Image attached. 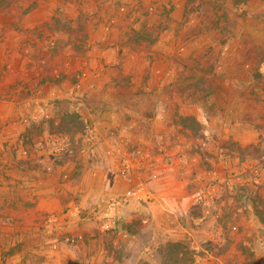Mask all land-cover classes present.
I'll use <instances>...</instances> for the list:
<instances>
[{"label":"rangeland","instance_id":"obj_1","mask_svg":"<svg viewBox=\"0 0 264 264\" xmlns=\"http://www.w3.org/2000/svg\"><path fill=\"white\" fill-rule=\"evenodd\" d=\"M35 21L34 30H26L32 39L21 41V26ZM0 23L14 27L1 37L16 32L8 41L29 49L24 61L18 56L0 66V92L8 91L0 100L50 99L38 107L28 132L6 140V164L0 155V176L9 182L3 257L19 252V225L27 219L19 213V177L26 175L52 179L64 214L79 218L78 226L90 228L88 240L101 243L79 252L80 237L65 235L63 242L75 250L69 264H96L97 255V264H264V0H23L0 13ZM106 77L117 84L106 86L111 97L133 99L145 117L166 114L163 129L171 131L159 135L158 147L130 141L122 148L90 126L86 105L98 95L90 80ZM60 89V97L50 98ZM16 103L1 111L14 115ZM30 153L37 163L28 162ZM162 159L198 165V182L188 187L197 205L169 202L192 235L153 231L158 178L172 172ZM124 165L131 167L128 176ZM115 177L131 183L120 195L109 190ZM138 184L150 197L130 199L106 216L108 201ZM154 241L160 246L146 256L142 246Z\"/></svg>","mask_w":264,"mask_h":264},{"label":"crops","instance_id":"obj_2","mask_svg":"<svg viewBox=\"0 0 264 264\" xmlns=\"http://www.w3.org/2000/svg\"><path fill=\"white\" fill-rule=\"evenodd\" d=\"M11 24L12 23H0V31H4V28L7 30L13 29L14 27L11 26ZM37 24L38 22L35 21L31 24L21 26L25 29V32L22 34L19 32L20 40L32 39V37H28V32L26 30L33 31ZM31 31H29V33L32 34ZM14 34L17 35L18 33L13 32L2 37L0 36V66H3L4 63L14 62L16 58L18 60V56L21 61L26 59L23 52H29V49L25 48V46L20 49L21 47L18 46V43L13 45V42L8 41L10 38L11 40L17 38ZM18 47L19 49H17ZM6 50L7 53H12L8 56L9 59L6 56ZM18 51L19 55L17 54ZM100 70H103V68L98 70V75L102 74ZM125 71H127V69H125ZM59 72L60 71L56 70L54 75H57ZM27 74L28 72L25 73L26 76ZM90 83L91 86L94 87L91 93L98 92V95L97 97L95 96L96 98L93 100L87 102V121H90V126L93 127V129H95L101 136H110L114 138L118 145L120 144L122 148H127L128 142L130 141H140L143 144L142 148H148L149 146H154L155 148L159 146V135L166 134L167 130H169V132L171 131V129H163V127H166L167 125L165 126L161 120L166 121V114L156 115V113H152L153 115L151 114L145 117L143 113L134 110L133 99L124 101L123 98L117 99L113 96L111 97L109 94L110 90L107 89V87L114 88L117 85L116 81L110 80L106 77L98 80L91 79ZM103 89H107V91L102 93ZM3 93L4 95L2 96H6L8 91H4ZM3 93L0 92V95ZM62 93L63 91L61 89L57 90L51 94L52 96L50 98L60 97ZM49 100L50 99L47 98V96L40 95L31 96L30 98L19 101L0 100L1 122L12 119L14 116L16 119V117L18 118L19 116V123H15L13 125H0V155L3 154L1 162L5 164L8 162L7 156L9 155L11 145H6V140L8 138H11L13 141L17 140L19 136H23L26 132H28V130L31 129V123L36 120L39 114L38 107L43 106L44 104L46 105ZM16 102H19L20 107L19 111L14 113V115L1 111V108L5 107L4 104H17ZM91 111L93 114H91ZM145 119L146 122L144 121ZM20 147L19 152L26 154L24 146ZM161 148L162 141L160 143V150ZM44 152L46 151H42L41 153L38 151L39 154L37 156H41ZM37 156L30 153L29 157H27L29 159L28 162L31 164L37 163ZM43 161H40L39 159L40 163ZM167 162L168 161L164 162L163 160L161 161V165L163 169H166V171L172 172L166 175L168 178H166V176L158 178V187L154 196L158 199V202H155V204L151 207V222L153 231L155 234L159 233L160 236H166L167 234L175 236L173 231L176 230L184 232L182 233L183 236L192 235V231H190L187 226L178 222L179 219L177 212L172 208V205L169 202L173 200L177 201V203L188 201L190 209L197 205L196 196L191 194L188 187H190L191 184L195 185L198 182V177L193 175L194 170L199 169L198 165L195 167L192 165L188 166L185 161L176 160L174 163L176 166H173ZM43 163H45V161ZM25 167L26 166H24V168ZM188 177L192 179L194 177V179L190 180ZM19 178V199H21V206L19 204V213L22 216L27 217V219L26 223L23 222L19 225V229H21L19 234V252L15 256H10L8 259L3 257V251L8 248L7 244L9 242H6L5 239L0 240L1 264H3V259H6L5 261L7 263L4 262L6 264H13L18 261L19 264H69L70 261L74 259L73 254L75 250L71 248L72 246L65 245L63 242V237L67 234H75L80 237V241L77 243V246H75L79 248V252L83 250L85 253L87 249L91 250L93 248V250H95L96 248L99 249L101 247L100 241L88 240L87 237L90 233L89 226L83 224L78 226L76 221L79 222V218H72L70 213L64 214L66 203L63 200L62 194L58 191L60 188L54 181H52V179L49 178L47 180L37 181L26 175ZM99 182L102 183V180ZM99 182L98 184H100ZM11 183H14V181H11ZM8 184L9 182L7 178L0 176V231L2 226H5L2 217L6 216L8 212V208H6V203L8 201ZM130 184L131 183L129 181L115 177L112 183V189H109L110 193L120 195L128 189ZM98 187H100V185ZM147 190L146 192L150 197L151 193ZM85 196H88L86 191ZM28 201L33 203L31 208L24 207L25 202ZM29 215L31 219H28ZM50 215L54 216L48 221L45 220V218H49ZM200 219V217H191L193 222H200L202 220ZM190 223L192 222L190 221ZM55 240L59 241V244L55 243L56 246H54V243L53 245L51 244ZM189 243L192 244L190 241ZM153 244L154 245L144 244V246H142V248L145 249V252H148L145 254L146 256L150 254L149 250L152 251L153 247L156 248L160 246L159 241H154ZM85 255L86 254H84V256ZM99 258L100 256L97 255L94 259L96 264L98 263Z\"/></svg>","mask_w":264,"mask_h":264},{"label":"built area","instance_id":"obj_3","mask_svg":"<svg viewBox=\"0 0 264 264\" xmlns=\"http://www.w3.org/2000/svg\"><path fill=\"white\" fill-rule=\"evenodd\" d=\"M130 166L129 165H124V173H126L125 175L128 176V173L130 172ZM200 195V193H199ZM149 197L148 193L145 190L144 185L142 184H138L135 188L127 191L124 195H122L121 197H119L118 199H113L108 201L107 204V209L108 212H106V216L109 215L110 212H115L117 210L120 209V207H122L124 204H126L128 202V200L133 199V198H138V199H142V198H147ZM68 242H73V240H71L70 238L66 239ZM54 246H56V244H54Z\"/></svg>","mask_w":264,"mask_h":264},{"label":"trees","instance_id":"obj_4","mask_svg":"<svg viewBox=\"0 0 264 264\" xmlns=\"http://www.w3.org/2000/svg\"><path fill=\"white\" fill-rule=\"evenodd\" d=\"M21 1L23 0H0V13L11 11L15 7V5H17ZM34 7L35 5H33L32 8ZM69 22L72 23V21H69Z\"/></svg>","mask_w":264,"mask_h":264}]
</instances>
